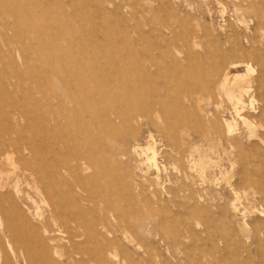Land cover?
Masks as SVG:
<instances>
[{
  "label": "rangeland",
  "instance_id": "1",
  "mask_svg": "<svg viewBox=\"0 0 264 264\" xmlns=\"http://www.w3.org/2000/svg\"><path fill=\"white\" fill-rule=\"evenodd\" d=\"M0 167V264H264V0H0Z\"/></svg>",
  "mask_w": 264,
  "mask_h": 264
},
{
  "label": "bare ground",
  "instance_id": "2",
  "mask_svg": "<svg viewBox=\"0 0 264 264\" xmlns=\"http://www.w3.org/2000/svg\"><path fill=\"white\" fill-rule=\"evenodd\" d=\"M19 39H20V38H19ZM248 68H249V66H248ZM249 69H252V68L250 67ZM248 71H250V70H248ZM248 71H246V72H248ZM251 72H252V71H251ZM66 75H67V74H66ZM243 75H244L243 73H236V72H235L234 77H233V79H232V80H233V85H235V84H237V83L239 84V80L243 79ZM245 77H246V76H245ZM61 79H62V78H61ZM66 79H67V76H66ZM227 79H228V77H227V75H226V77H225V81H224L225 83L228 82V81H226ZM247 79H249V78H247ZM67 80H68V79H67ZM61 82H62V81H61ZM246 82H248V81L246 80ZM231 84H232V83H231ZM230 86H232V85H230ZM244 86H245V85H244ZM244 86H243V88H244ZM237 87H240V86L237 85ZM229 88H230V87H229ZM229 88H228V89H229ZM241 88H242V87H240V89H241ZM243 88H242V89H243ZM231 89H232V88H231ZM242 89H241V90H242ZM230 91H231V90H230ZM244 91H245V89H244ZM246 92H247V91H246ZM105 93H106V92H105ZM106 94H107V93H106ZM93 95H94V94H93ZM104 95H105V94H104ZM235 95H236V93H235ZM240 96H241V95H240ZM241 98H242V97H241ZM241 98H240V100H241ZM237 99H238V98H237ZM95 100H96V99H95ZM90 102H91V101H90ZM95 102H96V101H95ZM240 102H241V101H240ZM84 103H85V102H84ZM243 103H244V102H243ZM243 103H242V104H243ZM87 104H88V102H87ZM89 104H90V103H89ZM236 106H237V103H236ZM83 107H84V105H83ZM97 107H98V106H97ZM79 108H80V107H79ZM79 108H78V109H79ZM89 108H90V106H89ZM92 108H94V105H93ZM100 108H101V107H100ZM83 109H84V108H83ZM240 109H242V108H240ZM85 110H86V109H85ZM88 110H90V109H87L86 111H88ZM93 110L95 111V109H93ZM49 111H50V110H49ZM240 111H241V110H240ZM240 111H239V112H240ZM84 112H85V111H84ZM51 113H52V112H51ZM66 113H67V112H66ZM66 113H65V114H66ZM73 113H74V112H73ZM82 113H83V112H81V115H82ZM85 113H86V112H85ZM91 114H92V113H91ZM8 115H9V114H8ZM66 115L68 116V114H66ZM76 115H77V114H76ZM83 115H84V114H83ZM83 115H82V116H83ZM86 115H88V114H86ZM96 115H97V114H96ZM48 117H49V116H48ZM80 117H81V116H80ZM83 117H85V116H83ZM92 117H93V116H92ZM6 118H7V116H6ZM13 118L15 119L14 116H13ZM73 118H74V117H73ZM85 118H86V117H85ZM90 118H91V117H90ZM95 118H96V117H95ZM97 118H98V117H97ZM97 118H96V119H97ZM244 118H245V117H244ZM8 119H9V118H8ZM10 119H11V118H10ZM14 119H13V120H14ZM46 119H47V118H46ZM71 119H72V118H71ZM83 119H84V118H83ZM96 119H95V120H96ZM246 119H247V118H246ZM49 120H50V118H49ZM51 120H52V119H51ZM73 120H74V119H73ZM79 120H80V119H79ZM10 121H11V120H10ZM10 121H9V122H10ZM15 121H16V120H15ZM5 122H6V121H5ZM12 122H13V121H12ZM17 122H18V121H17ZM94 122H95V121H94ZM94 122H93V124H94ZM247 122H248V120H247ZM71 123L73 124V122H71ZM76 123H77V122H76ZM78 123H79V122H78ZM248 123H250V122H248ZM3 124H4V123H3ZM10 124H11V123H10ZM80 124H81V123H80ZM86 124H87V123H86ZM86 124H85V125H86ZM5 125H6V124H5ZM82 125H83V124H82ZM82 125H80V126L82 127ZM227 125H229V124H227ZM249 125H250V124H249ZM14 126H15V125H13L12 128H13ZM68 126H69V125H68ZM77 126H78V125H77ZM77 126H76V127H77ZM80 126H79V127H80ZM229 126H230V125H229ZM232 126H233V125H232ZM232 126H231V127H232ZM235 126H236V125H235ZM4 127H5V126H4ZM4 127H2V128H4ZM6 127H7V126H6ZM10 127H11V126H10ZM15 127H16V126H15ZM15 127H14V128H15ZM66 127H67V126H66ZM85 127H86V126H85ZM251 127H252V126H251ZM68 128H69V127H68ZM4 129H5V128H4ZM6 129H7V128H6ZM6 129H5V130H6ZM8 129H9V128H8ZM76 129H77V128H76ZM79 129H80V128H79ZM87 129H88V127H87ZM77 130H78V129H77ZM14 131H15V130H14ZM89 131H90V130H89ZM66 132H67V131H66ZM5 133H6V132H5ZM7 133H8V132H7ZM7 133H6V134H7ZM79 133H80V132H79ZM87 133H88V132H87ZM91 133H92V132H91ZM65 134H66V133H65ZM62 135H63V134H62ZM8 136H9V134H8ZM63 136H64V135H63ZM3 138H4V137H3ZM11 138H13V137H11ZM90 138H91V137H90ZM77 139H78V138H77ZM9 140H10V139H9ZM48 141H49V140H47V145H48V143H49V145H50V142H48ZM64 141H66V140H64ZM12 142H13V141H12ZM67 143H68V141H67ZM74 143H75V142H74ZM27 144H29V143H27ZM34 144H35V143H34ZM5 145H6V144H5ZM25 145H26V144H25ZM25 145H23V148H24ZM29 145H30V144H29ZM35 145H36V144H35ZM49 145L47 146V149H48ZM62 145H63V144H62ZM75 145H76V144H75ZM75 145H74V148H75ZM12 146H13V145H12ZM31 146H32V144H31ZM63 146H65V145H63ZM63 146H62V147H63ZM78 146H79V145H78ZM37 147H38V146H37ZM62 147H61V148H62ZM65 147H66V146H65ZM25 148H26V146H25ZM25 148H24V151H25ZM78 148H79V147H78ZM78 148H77V151H78ZM19 149H20V148H19ZM26 149H27V148H26ZM33 149H34V147H33ZM75 149H76V148H75ZM75 149H74V150H75ZM16 150H17V149H16ZM27 150H28V149H27ZM29 150H30V149H29ZM63 150H64V149H63ZM72 150H73V149H72ZM74 150H73V151H74ZM20 151H21V150H20ZM22 151H23V150H22ZM33 151H34V152H37L36 150H33ZM48 151H50V150L48 149ZM75 151H76V150H75ZM45 152H46V151H45ZM53 152H54V151H53ZM53 152H51V154H53ZM70 152H71V150H70ZM42 153H43V152H42ZM49 153H50V152H49ZM62 153H63V151H62ZM78 153H80V152L78 151ZM81 153H82V150H81ZM35 154H36V153H35ZM54 154H55V153H54ZM64 154H65V153H64ZM71 154H72V153H71ZM55 155H58V154L56 153ZM55 155H54V158H55ZM69 155H70V153H69ZM81 155H82V154H81ZM17 156H18V155H17ZM56 157H57V156H56ZM66 157H67V156H66ZM69 157H71V155H70ZM74 157H75V156H73V158H74ZM80 157H81V156H80ZM57 158H58V157H57ZM61 158H63V157H61ZM71 158H72V157H71ZM75 158H76V157H75ZM20 159H21V158H20ZM36 159H37V158H36ZM45 159H46V157H45ZM67 159H70V158H67ZM84 159H85V158H84ZM23 160H24V159H23ZM73 160H74V159H73ZM77 160H78V159H77ZM56 161H57V160H56ZM56 161H55V163H56ZM59 161H61V159H60ZM63 161H64V160H63ZM63 161H62V163H63ZM70 161H71V160H70ZM70 161H69V163H70ZM28 163H29V160H28ZM30 163H31V161H30ZM30 163H29V164H30ZM36 163H38V161H36ZM57 163H58V161H57ZM66 163H67V161H66ZM72 163H73V161H72ZM52 164H53V163H52ZM67 164H68V163H67ZM73 164H74V163H73ZM44 165H45V164H44ZM74 165H75V164H74ZM17 166H18V165H17ZM38 166H41V165H38ZM50 166H51V165H50ZM54 166H55V165H54ZM28 167H29V165H28ZM28 167H27V168H28ZM45 167H46V166H45ZM68 167H69V165H68ZM75 167H77V165H76ZM0 168H1V167H0ZM38 168H39V167H38ZM47 168H48V167H47ZM49 168H50V167H49ZM65 168H66V167H65ZM30 169H31V168H30ZM44 169H45V168H44ZM50 169H52V168H50ZM69 169H72V168L70 167ZM74 169H75V168H74ZM76 169H77V168H76ZM76 169H75V170H76ZM0 170H1V169H0ZM25 170H26V169H25ZM28 170H29V169H28ZM22 171H24V170H22ZM30 171H31V170H30ZM48 171H49V169H48ZM48 171H47V173H48ZM51 171H52V170H51ZM54 171L56 172V170H54ZM65 171H66V170H65ZM76 171H78V170H76ZM49 172H50V171H49ZM74 172H75V171H74ZM0 173H1V172H0ZM36 173H37V172H36ZM56 173H57V172H56ZM28 174H29V173H28ZM60 174H61V173H59V176L61 177L62 174H61V175H60ZM42 175H43V174H42ZM52 175H53V174H52ZM52 175H50V176H52ZM23 176H24V175H23ZM47 176H48V175H47ZM47 176H46V178H49V179L51 178V177H49V176L47 177ZM64 176H65V175H64ZM0 177H1V176H0ZM54 177H55V176L53 175V178H54ZM56 177H57V176H56ZM62 177H63V176H62ZM62 177H61V178H62ZM66 177H67V176H66ZM42 178H43V177H42ZM40 179H41V177H40ZM40 179H39V180H40ZM44 179H45V178H44ZM44 179H43V181H44ZM54 179H55V178H54ZM57 179H58V178H57ZM37 180H38V179H36V181H37ZM41 180H42V179H41ZM55 180H56V179H55ZM58 180H59V179H58ZM67 180H68V178H67ZM31 181H32V180H31ZM46 181H47V180H46ZM56 181H57V180H56ZM77 181H78V180H77ZM49 182H51V180H50ZM42 183H43V182H42ZM59 183H60L59 185H61V181H60ZM62 183H63V182H62ZM46 184H47V183H46ZM64 184H65V183H64ZM64 184H62L61 186H63ZM17 185H18V184H17ZM55 185H56V183H55ZM55 185H54V186H55ZM51 186H53L52 183H51L50 187H51ZM56 186H57V185H56ZM61 186L59 187L60 190H61ZM17 187H18V186H17ZM44 187H47V185H46V186L44 185ZM71 187H73V186H71ZM57 188H58V187H57ZM53 189H54V188H53ZM68 189H69V188H68ZM60 190H59V191H60ZM67 191H68V190H67ZM74 191H75V190H74ZM74 191H71V189H70V193H71V192H74ZM60 192H61V191H60ZM78 192H79V190H78ZM71 194H72V193H71ZM78 194H79V193H78ZM68 195H69V193H68ZM73 195H74V194H73ZM70 196H71V195H70ZM79 196H80V195H79ZM239 197H240V196H239ZM68 222H69V221H68ZM64 226H65V225H64ZM25 228H26V227H25ZM66 228H67V227H66ZM74 228H75V227H74ZM73 232H74V231H73ZM77 235H78V234H77Z\"/></svg>",
  "mask_w": 264,
  "mask_h": 264
}]
</instances>
